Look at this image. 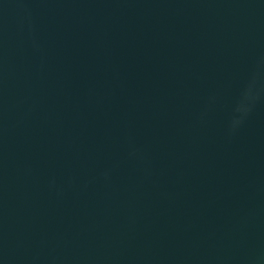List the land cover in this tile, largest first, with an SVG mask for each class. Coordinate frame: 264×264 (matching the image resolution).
Wrapping results in <instances>:
<instances>
[{
    "label": "water",
    "instance_id": "1",
    "mask_svg": "<svg viewBox=\"0 0 264 264\" xmlns=\"http://www.w3.org/2000/svg\"><path fill=\"white\" fill-rule=\"evenodd\" d=\"M0 264H264V0H0Z\"/></svg>",
    "mask_w": 264,
    "mask_h": 264
}]
</instances>
